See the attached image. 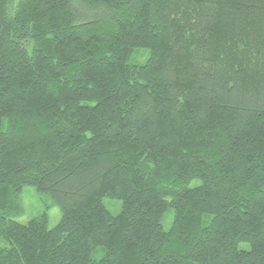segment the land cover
<instances>
[{
  "label": "trees",
  "instance_id": "obj_1",
  "mask_svg": "<svg viewBox=\"0 0 264 264\" xmlns=\"http://www.w3.org/2000/svg\"><path fill=\"white\" fill-rule=\"evenodd\" d=\"M24 186L54 228L15 220ZM0 238V264H264V0H0Z\"/></svg>",
  "mask_w": 264,
  "mask_h": 264
},
{
  "label": "rangeland",
  "instance_id": "obj_2",
  "mask_svg": "<svg viewBox=\"0 0 264 264\" xmlns=\"http://www.w3.org/2000/svg\"><path fill=\"white\" fill-rule=\"evenodd\" d=\"M148 57V51L145 49H138L132 53L129 63L138 64L144 61ZM22 214L16 217L21 224L28 223L31 219L36 218L43 213L47 215V228H54L61 219V212L58 206L55 204L53 198L47 193H39L33 186H24L18 200ZM103 205L112 215H118L121 211V201L104 198L102 200ZM173 221L172 210H167L161 219V224L165 230H168ZM8 242L0 238V248L8 247ZM246 247V245H242Z\"/></svg>",
  "mask_w": 264,
  "mask_h": 264
}]
</instances>
